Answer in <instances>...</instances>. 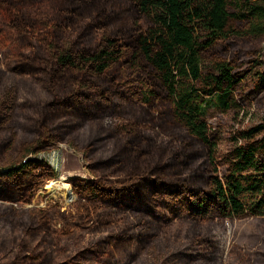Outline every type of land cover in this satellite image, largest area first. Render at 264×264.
<instances>
[{
  "label": "trees",
  "instance_id": "trees-1",
  "mask_svg": "<svg viewBox=\"0 0 264 264\" xmlns=\"http://www.w3.org/2000/svg\"><path fill=\"white\" fill-rule=\"evenodd\" d=\"M42 1L0 0L21 45L0 58V264H133L175 222L173 262L220 264L203 228L264 219V121L219 155L206 103L241 122L264 101V0H46L47 18ZM59 144L91 175L68 179L71 210L18 207L57 177L39 155ZM52 213L91 238L61 242Z\"/></svg>",
  "mask_w": 264,
  "mask_h": 264
},
{
  "label": "rangeland",
  "instance_id": "rangeland-1",
  "mask_svg": "<svg viewBox=\"0 0 264 264\" xmlns=\"http://www.w3.org/2000/svg\"><path fill=\"white\" fill-rule=\"evenodd\" d=\"M36 11L42 18H47L52 14L51 3L43 0ZM262 53L264 59V39L261 42ZM21 50L18 37L12 31H5L0 36V58L3 66L7 69L12 63L16 54ZM24 80L21 79V84ZM32 84V83H31ZM206 103V115L209 123L219 129H223L221 133V141L218 147V154H224L232 145L233 138L237 136V132L241 129L251 127L264 121V101L254 103L249 109L247 115H241L243 120L235 122L229 117L219 113L214 106L212 100ZM221 125V126H220ZM240 141V140H239ZM39 157L47 160L57 172L55 179L56 184L51 186L52 180L46 182L40 187L33 198L28 203H18V207H39L51 209L53 207L60 208L62 211L71 210V204L76 199L72 186L68 183V179L74 176L90 178L91 175L87 169V164L81 153L76 152L66 144H59L57 148L49 153H43ZM62 177V180H61ZM69 184L73 197L67 201L64 193L67 188H56L57 184ZM54 182V181H53ZM66 190V191H65ZM183 212L181 213V215ZM179 222H175V229L164 236L155 239L157 242L152 248L144 253L139 260L133 264H184L183 262H173L172 252L175 250L177 242L182 241L184 232ZM52 229L60 236V241L67 245L78 243L79 241L91 238L88 234L74 230L71 235L66 234V228L62 219L55 213L51 214ZM203 231L211 233L219 242L220 264H264V219L251 216L242 218H225L218 221L212 226H205ZM13 253H5L0 250V263L10 261ZM60 259L61 256H59ZM120 259L118 255L113 254L111 259Z\"/></svg>",
  "mask_w": 264,
  "mask_h": 264
},
{
  "label": "bare ground",
  "instance_id": "bare-ground-1",
  "mask_svg": "<svg viewBox=\"0 0 264 264\" xmlns=\"http://www.w3.org/2000/svg\"><path fill=\"white\" fill-rule=\"evenodd\" d=\"M61 180H62V177H61ZM61 180L59 181L61 184H57V185H56V188H61V187H65V188H67V192H65L64 195H65L67 201H70L71 197L74 196L73 193L71 192V187H70L69 184L62 183ZM53 181H54V182H53ZM51 183H52V184H51L52 187H53V185L56 184L55 180H52ZM65 191H66V190H65Z\"/></svg>",
  "mask_w": 264,
  "mask_h": 264
},
{
  "label": "built area",
  "instance_id": "built-area-1",
  "mask_svg": "<svg viewBox=\"0 0 264 264\" xmlns=\"http://www.w3.org/2000/svg\"><path fill=\"white\" fill-rule=\"evenodd\" d=\"M25 161V160H24Z\"/></svg>",
  "mask_w": 264,
  "mask_h": 264
}]
</instances>
